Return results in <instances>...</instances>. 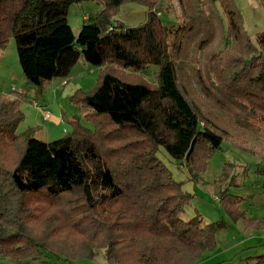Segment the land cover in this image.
<instances>
[{"label": "trees", "instance_id": "1", "mask_svg": "<svg viewBox=\"0 0 264 264\" xmlns=\"http://www.w3.org/2000/svg\"><path fill=\"white\" fill-rule=\"evenodd\" d=\"M84 2L100 10L76 36L70 7ZM131 2L148 8L146 20L114 21ZM178 2L180 23L167 24L161 0H0V52L14 36L29 89L42 96L79 62L104 69L91 92L71 96L95 128L73 118V131L51 142L18 133L26 90L0 97V257L29 264L46 251L94 257L105 248L107 264H172V255L196 264L216 248L224 224L182 218L192 194L159 151L197 181L226 139L189 95L179 63L192 48L206 53L195 72L204 94L239 124L264 131V31L255 43L235 0ZM7 150L17 152L15 162L3 158ZM220 200L242 216L237 195L225 191ZM251 258L264 264V253Z\"/></svg>", "mask_w": 264, "mask_h": 264}, {"label": "rangeland", "instance_id": "2", "mask_svg": "<svg viewBox=\"0 0 264 264\" xmlns=\"http://www.w3.org/2000/svg\"><path fill=\"white\" fill-rule=\"evenodd\" d=\"M244 17L245 29L257 43V33L264 31V2L262 0H235ZM96 2L73 4L70 7L69 23L75 35L80 32L84 18L99 12ZM148 8L135 3L123 5L113 20L122 21L129 26H137L146 20ZM181 9L178 0H161L160 14L164 23H180ZM205 52L192 48L189 59L181 61L184 69L189 95L198 109L224 129L226 139L222 149L216 151L207 161L199 179L195 181L190 171L180 161L175 160L164 147L159 157L172 170L174 177L183 182L184 190L192 194L182 218L188 220L200 216L203 224L220 222L224 226L216 232V248L206 252L196 264H252V258L264 253V131L239 124L232 113L221 109L208 98L197 83L195 72L203 68ZM103 68L93 67L79 62L67 78L66 84L48 82L42 96L34 87L29 89L23 74L14 36L9 38L6 47L0 52V97L14 96L26 90L21 110L24 120L18 133L33 130L35 137L51 142L73 131V118L91 129L94 121L86 115L71 96L78 90L91 92L99 82ZM151 67L145 74L148 81H154ZM58 80L63 78H57ZM56 80V81H58ZM51 119L45 118V113ZM6 160H17V152L7 150L3 154ZM237 195L241 201L238 209L242 216L234 218L221 202V194ZM97 250V249H96ZM105 248L98 249L96 256H70L67 254L45 252V259L32 260L29 264H107ZM182 257L172 255V264H182ZM0 264H21L11 258L0 257Z\"/></svg>", "mask_w": 264, "mask_h": 264}, {"label": "crops", "instance_id": "3", "mask_svg": "<svg viewBox=\"0 0 264 264\" xmlns=\"http://www.w3.org/2000/svg\"><path fill=\"white\" fill-rule=\"evenodd\" d=\"M56 80H58V79H54L52 82H53L54 84H55V83H58V82H59V83L61 82V83H60V85H61V84H66V81H65V80H67V78H63L62 81H61V79L58 80V81H56Z\"/></svg>", "mask_w": 264, "mask_h": 264}, {"label": "built area", "instance_id": "4", "mask_svg": "<svg viewBox=\"0 0 264 264\" xmlns=\"http://www.w3.org/2000/svg\"><path fill=\"white\" fill-rule=\"evenodd\" d=\"M45 118H46V119H51V115H50L48 112H46V113H45Z\"/></svg>", "mask_w": 264, "mask_h": 264}]
</instances>
